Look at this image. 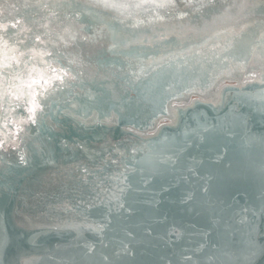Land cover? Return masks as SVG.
Segmentation results:
<instances>
[{
    "label": "rangeland",
    "instance_id": "1",
    "mask_svg": "<svg viewBox=\"0 0 264 264\" xmlns=\"http://www.w3.org/2000/svg\"><path fill=\"white\" fill-rule=\"evenodd\" d=\"M102 2L0 0V25H17L0 30V172L77 167L84 158L62 145L65 129L97 133L114 147L105 164L135 160L145 174L166 177L165 163H177V182L197 186L176 184L191 202L177 206L190 204L205 219L151 217L144 223L158 228L133 245L145 244L169 264H264V122L254 117L264 98V0H192L195 8H185L187 0H175L176 8L155 6L167 0H107L116 8ZM52 69L68 75L28 87L41 75L50 80ZM33 99L35 113L28 111ZM231 159L243 170L240 192H230L228 172L213 163ZM209 220L218 239L211 245L190 229L199 232ZM74 229L53 225L37 241H75Z\"/></svg>",
    "mask_w": 264,
    "mask_h": 264
},
{
    "label": "bare ground",
    "instance_id": "2",
    "mask_svg": "<svg viewBox=\"0 0 264 264\" xmlns=\"http://www.w3.org/2000/svg\"><path fill=\"white\" fill-rule=\"evenodd\" d=\"M254 117L264 122V98L258 103ZM64 133L62 145L75 147L84 158L77 167L58 164L40 168L36 173H32L35 169L32 167L24 173V169L29 168L24 165L17 172H0V237L7 238V247L0 248V264H21L24 260L30 261V264H169L165 256L152 257L145 244L136 246L131 241L158 228L144 223L145 220H152L151 217L177 218L181 222L205 219L206 216L197 214L190 204H186L189 207L185 209L177 206L183 200L190 202V199L175 190L176 184L196 188L195 182H177L178 176L175 174L181 171L177 163L169 167L165 163L162 169L168 172L166 177L145 174L148 172L145 164L140 165L144 168L137 169L135 160H119L117 163L112 160L105 164V155L114 152L110 142L98 139L94 132L80 134L73 128H67ZM213 161L217 168L223 167L225 175L228 172L226 177L233 184L230 192H240L243 185L238 184V176L243 170L238 163L232 159ZM157 163L162 171L164 161ZM155 170L151 168L152 172ZM119 172L129 175H115ZM155 182L170 185L172 191L165 188L155 191ZM154 193L164 194L172 200L157 198ZM163 202L165 208L161 206ZM128 205L136 211L135 216L124 215V208ZM122 221V227H118ZM209 221V224H201L199 232L195 226L189 228L199 239L211 245L218 239L215 237L216 227ZM62 224L75 228L78 235L75 241L51 235L44 242L37 241L41 232H51L49 228H53V225ZM84 230L94 234L83 236ZM123 231L126 233L124 237H127L122 242L126 245L119 241ZM106 246L112 247L109 255L103 254Z\"/></svg>",
    "mask_w": 264,
    "mask_h": 264
},
{
    "label": "snow or ice",
    "instance_id": "3",
    "mask_svg": "<svg viewBox=\"0 0 264 264\" xmlns=\"http://www.w3.org/2000/svg\"><path fill=\"white\" fill-rule=\"evenodd\" d=\"M98 6H102V7H105V8H108V7H112V8H116V7H121V5H116V4H110L107 2V0H103V2L98 5ZM156 7H159V8H167V7H172V8H176V2L175 0H167L166 3H160V4H157L155 5ZM184 7L185 8H195L196 5L192 3V0H187V2L184 4ZM199 7H205V5L203 3H201L199 5ZM19 23V22H17ZM16 24H2L0 25V30H3V32L5 34L8 33V30H9V27L11 28H16ZM37 39H39V37H37ZM5 48H7V44L5 43ZM48 55H52V53H47ZM20 55H25V53H21ZM17 63H19V61H17ZM11 65H5V67H10ZM51 67V66H50ZM52 72H53V77L50 78V80L48 81H45L44 80V77L43 75H41L40 77V80L37 81V80H33L29 85L28 87L31 88L33 84H38V83H50L51 80H55V81H60V82H63L64 81V78L65 76L68 75L67 71H64L63 69H60L59 71H57L56 69H52ZM261 83H264V80H261ZM47 91V89H46ZM34 95H39V93H35ZM19 99V97H17ZM39 105L36 103L35 99H33L32 101V107L28 109L29 112L31 113H35L36 112V109ZM34 122V121H33ZM4 148V145L3 144H0V149H3ZM22 161L24 160V157L22 156L20 158ZM7 247V238L6 237H0V248H6ZM21 264H30V261H27V260H24L21 262Z\"/></svg>",
    "mask_w": 264,
    "mask_h": 264
}]
</instances>
